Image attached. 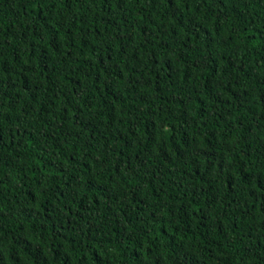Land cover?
I'll return each instance as SVG.
<instances>
[{
  "label": "trees",
  "instance_id": "obj_1",
  "mask_svg": "<svg viewBox=\"0 0 264 264\" xmlns=\"http://www.w3.org/2000/svg\"><path fill=\"white\" fill-rule=\"evenodd\" d=\"M0 264H264V0H0Z\"/></svg>",
  "mask_w": 264,
  "mask_h": 264
}]
</instances>
